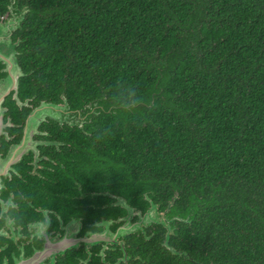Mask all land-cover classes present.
I'll return each instance as SVG.
<instances>
[{
  "label": "trees",
  "instance_id": "16d2710c",
  "mask_svg": "<svg viewBox=\"0 0 264 264\" xmlns=\"http://www.w3.org/2000/svg\"><path fill=\"white\" fill-rule=\"evenodd\" d=\"M30 4L42 75L111 107L95 122L100 155L122 149V173L164 180L171 208L188 206L160 264H264V0ZM128 84L145 101L131 113L111 101Z\"/></svg>",
  "mask_w": 264,
  "mask_h": 264
},
{
  "label": "flooded vegetation",
  "instance_id": "af4514ba",
  "mask_svg": "<svg viewBox=\"0 0 264 264\" xmlns=\"http://www.w3.org/2000/svg\"><path fill=\"white\" fill-rule=\"evenodd\" d=\"M32 9L0 0V264L162 263L188 206L171 208L166 181L122 173V149L100 155L95 122L111 107L46 80Z\"/></svg>",
  "mask_w": 264,
  "mask_h": 264
},
{
  "label": "clouds",
  "instance_id": "9594fccd",
  "mask_svg": "<svg viewBox=\"0 0 264 264\" xmlns=\"http://www.w3.org/2000/svg\"><path fill=\"white\" fill-rule=\"evenodd\" d=\"M111 101L114 108L125 113L135 112L145 103L136 88L130 84L126 85L123 91L119 88L115 89L111 94Z\"/></svg>",
  "mask_w": 264,
  "mask_h": 264
}]
</instances>
